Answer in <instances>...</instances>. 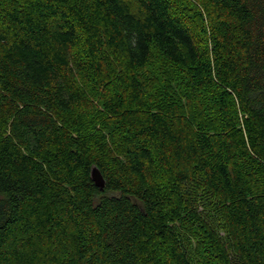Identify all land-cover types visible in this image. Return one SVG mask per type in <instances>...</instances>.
<instances>
[{"label":"trees","instance_id":"1","mask_svg":"<svg viewBox=\"0 0 264 264\" xmlns=\"http://www.w3.org/2000/svg\"><path fill=\"white\" fill-rule=\"evenodd\" d=\"M193 1L0 0V264H264V0Z\"/></svg>","mask_w":264,"mask_h":264},{"label":"rangeland","instance_id":"2","mask_svg":"<svg viewBox=\"0 0 264 264\" xmlns=\"http://www.w3.org/2000/svg\"><path fill=\"white\" fill-rule=\"evenodd\" d=\"M190 2L194 3L193 0H176L177 4L175 3V5L178 8L179 7H184V13L186 15H188V17L184 13L183 14L185 15V17H187V20L191 21L192 25L196 28V25H195L194 20H193L194 12H192V14L188 12V11H193L192 10V5L190 4ZM200 47H201V44H200ZM153 63H154L155 66L159 65L155 61ZM76 76H78L80 78L78 71L76 72ZM100 90H102V88H100ZM91 101H92V103L94 105H96L97 107H99V109H101L102 106H101V103H100V100H99L98 96L93 98ZM100 128L101 127L98 126V130ZM205 209H206V213H207V216L209 217V219L216 224L218 219L215 216V214L211 211V209L209 207H207ZM201 210H202V207H201ZM53 247H55V252L58 254V256L60 258L66 257L71 252L72 245L70 243L69 237L66 234L64 228H63V230L55 233Z\"/></svg>","mask_w":264,"mask_h":264},{"label":"water","instance_id":"3","mask_svg":"<svg viewBox=\"0 0 264 264\" xmlns=\"http://www.w3.org/2000/svg\"><path fill=\"white\" fill-rule=\"evenodd\" d=\"M91 177L94 183L96 184V186L99 187L101 190H104L105 180L102 173L97 167H93L91 172Z\"/></svg>","mask_w":264,"mask_h":264}]
</instances>
